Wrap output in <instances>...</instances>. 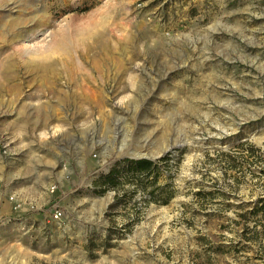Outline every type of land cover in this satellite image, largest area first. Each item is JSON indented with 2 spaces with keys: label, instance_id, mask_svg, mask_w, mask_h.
Here are the masks:
<instances>
[{
  "label": "rangeland",
  "instance_id": "374dc122",
  "mask_svg": "<svg viewBox=\"0 0 264 264\" xmlns=\"http://www.w3.org/2000/svg\"><path fill=\"white\" fill-rule=\"evenodd\" d=\"M175 1L0 0V264H263L264 0Z\"/></svg>",
  "mask_w": 264,
  "mask_h": 264
},
{
  "label": "trees",
  "instance_id": "16d2710c",
  "mask_svg": "<svg viewBox=\"0 0 264 264\" xmlns=\"http://www.w3.org/2000/svg\"><path fill=\"white\" fill-rule=\"evenodd\" d=\"M166 160L167 154L161 157V161ZM155 165V162L148 158H125L116 161L111 166L110 170L105 175L101 176V179L103 182L109 185H114L116 178L120 175L134 177L136 180L151 176L154 180L157 175ZM168 199L169 196H167L164 203H166ZM240 207H242V211L237 214L240 220H235V222L236 224L243 225L242 240H247L250 242L263 241L264 243V236L261 235L263 229L262 231L260 229H257V226H264V196L257 197L254 200L241 203ZM253 217L256 218L252 220L253 224L249 226L248 221L251 220V218ZM246 232L249 233L248 236L245 235Z\"/></svg>",
  "mask_w": 264,
  "mask_h": 264
},
{
  "label": "crops",
  "instance_id": "0c3cea01",
  "mask_svg": "<svg viewBox=\"0 0 264 264\" xmlns=\"http://www.w3.org/2000/svg\"><path fill=\"white\" fill-rule=\"evenodd\" d=\"M215 1L216 0H213V4H215ZM174 3H177V5H178L177 10L180 11L181 8H185L187 6V3L189 4V1L188 0H176Z\"/></svg>",
  "mask_w": 264,
  "mask_h": 264
},
{
  "label": "bare ground",
  "instance_id": "6f19581e",
  "mask_svg": "<svg viewBox=\"0 0 264 264\" xmlns=\"http://www.w3.org/2000/svg\"><path fill=\"white\" fill-rule=\"evenodd\" d=\"M12 36L14 37V34H12ZM12 37V38H13ZM14 39V38H13ZM29 63V62H28ZM27 63V64H28ZM32 63V62H31ZM33 64V63H32ZM44 65H48V64H44ZM11 67V65H9V64H7V62H6V64L4 65V68H3V70L5 71L6 69H9Z\"/></svg>",
  "mask_w": 264,
  "mask_h": 264
},
{
  "label": "built area",
  "instance_id": "2783aa9c",
  "mask_svg": "<svg viewBox=\"0 0 264 264\" xmlns=\"http://www.w3.org/2000/svg\"><path fill=\"white\" fill-rule=\"evenodd\" d=\"M17 207H20V204L17 203V204L14 206V208H17ZM56 215H59V213L56 212Z\"/></svg>",
  "mask_w": 264,
  "mask_h": 264
}]
</instances>
